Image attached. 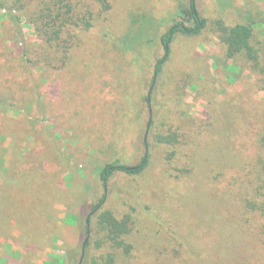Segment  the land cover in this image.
Here are the masks:
<instances>
[{
	"label": "rangeland",
	"instance_id": "obj_1",
	"mask_svg": "<svg viewBox=\"0 0 264 264\" xmlns=\"http://www.w3.org/2000/svg\"><path fill=\"white\" fill-rule=\"evenodd\" d=\"M23 1L22 34L0 6V97L21 98L0 111V264H80L86 238L82 264H105L111 252L117 264H264V216L249 206L263 197L264 71L245 53L228 57L218 25L256 21L252 42L264 56V0H197L207 27L176 35L154 85L162 35L182 20L181 0H110L94 26L71 30L66 62L55 52L56 67L43 68L24 55L42 41L33 24L39 0ZM75 1L99 9L95 0ZM146 151L143 174L103 183L104 164H134ZM7 166L40 189L11 181ZM41 197L47 234L26 245L20 224L39 229ZM104 209L132 215L130 257L104 241Z\"/></svg>",
	"mask_w": 264,
	"mask_h": 264
},
{
	"label": "trees",
	"instance_id": "obj_2",
	"mask_svg": "<svg viewBox=\"0 0 264 264\" xmlns=\"http://www.w3.org/2000/svg\"><path fill=\"white\" fill-rule=\"evenodd\" d=\"M99 6L97 11L90 7L84 8L78 1L75 0H39L36 4V10L34 11L35 17L33 18V24L35 26L36 32L38 34V39H41V43L34 47L32 51L26 50L24 55L29 63H34L41 68L44 65H51L56 67V55L59 54L58 61L66 62L65 58L72 53L73 41L71 30L73 28L82 30L90 29L94 26L95 21L98 17L106 14L112 7L110 0H95ZM20 5H9L8 0H0V6L5 8L11 21L17 26V30L22 34V20L24 15L20 14L18 11H24L27 7L23 0H19ZM178 15L182 20L178 25L171 26L163 35L162 41L165 45V53L159 57L155 64V72L153 76L152 85H154L159 75L162 73L165 64L170 58L171 45L176 35L181 32L189 36H195L202 33L208 24V18L205 17L198 7L197 0H181L178 5ZM219 30L223 39V42L227 49V56L232 58L237 54L245 53L246 56L252 60L255 64L262 63V70L264 71V56L260 55L258 50L253 44V39L255 36L257 22H237L233 24H228L224 20H218ZM34 75V74H33ZM32 75V76H33ZM37 80L33 78V87L30 89L35 95H37V105L39 108H43V100L41 94L38 92L40 83H36ZM38 92V93H37ZM23 96V95H22ZM150 99V96L147 97ZM19 96H7L0 97V111H5L15 106H18ZM27 102L26 100H24ZM160 141L171 142L173 140L172 136L160 135ZM261 143L264 146V135L261 136ZM151 163V153L146 151L140 160L134 164L125 163L121 160H114L104 164L100 168V178L105 185L109 183L111 178H113L118 173H125L127 175H141L143 174ZM188 172L191 171L187 170ZM2 172L7 177H11V181L15 182H25L27 185L25 189L32 192L29 188L30 184H36L38 181L33 183L22 180L19 175V170L17 166L10 167L7 166L2 169ZM24 183V184H25ZM38 189H40L39 185ZM257 191L260 193V201H249V206L254 207L256 210L260 211L264 216V183L256 187ZM41 196V190H39ZM105 197L101 198L100 202L95 204L94 209L99 208L103 203ZM41 211H39V229H34V224L26 223L20 224L22 229L25 231V236L27 242L30 239L42 240L47 234L48 219V200L47 198L41 197ZM5 216L9 215L7 212L4 213ZM91 220L89 218L87 225V233L91 231ZM98 222L101 228L106 231L107 237L104 241L109 242L113 247L122 250L124 253V258H128L133 254V243L128 240V235L133 231V218L132 215L126 214L123 217H118L112 209H104L99 213ZM5 224L10 227V223ZM4 224V226H5ZM23 225V226H22ZM0 227V238H4L2 235L7 234L5 230ZM259 237L264 241V225L259 231ZM86 248L90 249L91 240L86 238L85 240ZM25 245V246H26ZM134 247V248H133ZM105 264H117L119 256L115 252L109 253L106 257L102 258ZM99 264V261H96ZM56 264H63V261L59 259Z\"/></svg>",
	"mask_w": 264,
	"mask_h": 264
},
{
	"label": "water",
	"instance_id": "obj_3",
	"mask_svg": "<svg viewBox=\"0 0 264 264\" xmlns=\"http://www.w3.org/2000/svg\"><path fill=\"white\" fill-rule=\"evenodd\" d=\"M84 251H85V243H84V245H83V256H84ZM83 256H82V258H81V260H80V264H82Z\"/></svg>",
	"mask_w": 264,
	"mask_h": 264
}]
</instances>
